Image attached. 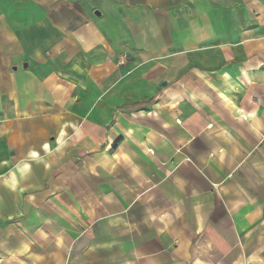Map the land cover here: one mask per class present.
Masks as SVG:
<instances>
[{
	"label": "crops",
	"instance_id": "0c3cea01",
	"mask_svg": "<svg viewBox=\"0 0 264 264\" xmlns=\"http://www.w3.org/2000/svg\"><path fill=\"white\" fill-rule=\"evenodd\" d=\"M0 264H264V0H0Z\"/></svg>",
	"mask_w": 264,
	"mask_h": 264
},
{
	"label": "rangeland",
	"instance_id": "374dc122",
	"mask_svg": "<svg viewBox=\"0 0 264 264\" xmlns=\"http://www.w3.org/2000/svg\"><path fill=\"white\" fill-rule=\"evenodd\" d=\"M178 116V118H180L181 119V123H178V124H175L173 121H171V129L173 130V131H171V130H169V131H166L165 132V134L166 135H169L170 136V133L171 132H178L179 131V127H183V128H187L188 127V123L189 122H187V120L186 119H184V117L182 116V115H177ZM182 124V125H181ZM180 132V131H179ZM182 133V132H181ZM198 141L199 140H196L195 142H193L189 147H192V146H194L195 144H197L198 143ZM162 144H166L165 142H164V140H158V141H153V142H151V145H152V148H153V150H157L158 148H160V146L162 145ZM167 145H169L168 143H167ZM142 158H145V159H152V155L151 154H149V153H145L144 155H143V157Z\"/></svg>",
	"mask_w": 264,
	"mask_h": 264
}]
</instances>
